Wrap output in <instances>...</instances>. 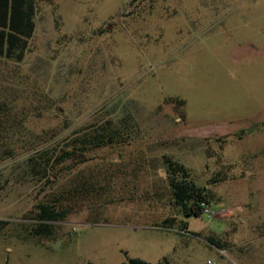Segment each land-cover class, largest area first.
<instances>
[{
    "label": "rangeland",
    "instance_id": "obj_1",
    "mask_svg": "<svg viewBox=\"0 0 264 264\" xmlns=\"http://www.w3.org/2000/svg\"><path fill=\"white\" fill-rule=\"evenodd\" d=\"M34 3L22 59L0 57V264H264V0ZM108 119L111 142L58 160ZM167 158L232 216L183 217Z\"/></svg>",
    "mask_w": 264,
    "mask_h": 264
},
{
    "label": "trees",
    "instance_id": "obj_2",
    "mask_svg": "<svg viewBox=\"0 0 264 264\" xmlns=\"http://www.w3.org/2000/svg\"><path fill=\"white\" fill-rule=\"evenodd\" d=\"M34 0H0V57L13 61H20L27 47V41L31 37L34 28ZM177 103H183L178 100ZM117 134L116 129L110 126V120L103 124L90 125L82 131H74L69 150H63L58 156V160L70 157L83 152L89 148H95L105 145L113 140ZM165 180L168 189V196L172 204L179 209L183 217L200 215L198 201H209L208 190L203 187H197L188 179L185 167L170 159H165ZM129 166H127L128 169ZM90 171H97L96 167H88ZM72 181L61 182L56 188V192L69 191L68 184L73 188H84L85 184L77 172L71 177ZM49 180V177H47ZM91 185V184H90ZM93 185V184H92ZM61 194V193H60ZM67 214V210L54 203H40L35 210L34 219L36 220L32 227L33 236L48 237L53 233L52 223L62 220ZM6 224L5 220H0V229ZM187 221H180V228H186ZM208 240L219 246L217 241L211 237ZM123 264H151L137 257H130Z\"/></svg>",
    "mask_w": 264,
    "mask_h": 264
},
{
    "label": "built area",
    "instance_id": "obj_3",
    "mask_svg": "<svg viewBox=\"0 0 264 264\" xmlns=\"http://www.w3.org/2000/svg\"><path fill=\"white\" fill-rule=\"evenodd\" d=\"M199 213L200 215H204L208 218H226L229 216H232L233 210H235V207L233 206H211V204L207 203L206 201L199 200L198 203ZM223 250H220V252ZM205 264H219L215 262L214 260L207 258L205 260Z\"/></svg>",
    "mask_w": 264,
    "mask_h": 264
}]
</instances>
